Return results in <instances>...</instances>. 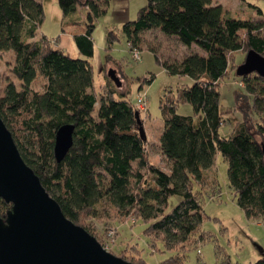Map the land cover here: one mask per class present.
Wrapping results in <instances>:
<instances>
[{
  "label": "trees",
  "instance_id": "1",
  "mask_svg": "<svg viewBox=\"0 0 264 264\" xmlns=\"http://www.w3.org/2000/svg\"><path fill=\"white\" fill-rule=\"evenodd\" d=\"M56 1L62 15L74 11L77 5L85 10L84 27L70 30L81 56L70 57L54 47L57 37L50 39L41 34L32 39L43 16L41 0H0V52H12L8 69L17 80H6L0 71V118L22 159L62 213L101 242L110 226L104 227L99 239L88 224L94 215L102 219L107 205H112L124 218L130 216L132 222L135 218L147 222L143 232L150 245L160 238L166 249L183 248L204 217L192 183L202 178V170L219 153L226 162L227 182L235 203L246 217L264 221V75L252 71L263 84L259 89L247 82L250 72L239 76L245 81L244 91L235 90L234 94L236 100H243L236 106L242 109L244 119L236 122L227 135L218 132L223 122L219 79L225 75L234 51L245 54L253 48L264 56L263 22L225 16L221 4L211 0H145L133 20L122 22V32L131 46H138L141 31L157 27L183 44H197L203 51L166 61L152 49L165 72L191 79L189 85L179 86L176 99L159 101L163 126L157 145L169 162L163 170L150 160L146 138L143 140L138 132L134 110L139 116L145 109H138L126 99L124 89L117 88L120 83L113 84L107 70L113 69L117 78L121 76L109 65L108 54L99 68L104 88L93 86L90 33L93 20L104 13L108 0ZM112 38L113 33L108 31L106 48ZM38 76L42 79L40 90L31 86ZM151 78L150 74L143 79ZM178 101L188 102L201 116L194 121L189 114L175 112ZM250 109L257 112L255 121L247 117ZM65 122L74 125L72 143L56 161L52 154L54 131ZM18 130L31 134L30 147L18 139ZM171 195L179 198L165 211ZM9 206L0 198L1 217ZM203 236V232L198 234ZM118 256L144 264L138 257ZM182 262L176 254L157 264ZM247 264H264V256Z\"/></svg>",
  "mask_w": 264,
  "mask_h": 264
},
{
  "label": "rangeland",
  "instance_id": "2",
  "mask_svg": "<svg viewBox=\"0 0 264 264\" xmlns=\"http://www.w3.org/2000/svg\"><path fill=\"white\" fill-rule=\"evenodd\" d=\"M211 1L221 4L225 16L258 19L264 24V0ZM144 3L145 0H108L104 13L93 20L94 26L90 36L94 52L89 59L92 65L94 89L104 88V78L99 68L104 62L105 55L108 54L109 65L114 66L121 76L118 77L120 84L117 88L124 89L126 99L134 103L136 96L145 97V111L140 112L139 117L143 121L146 134V150L150 160L166 170L169 162L162 158L157 145L163 126L159 101L161 98L176 99L179 86L189 85L191 79L186 75L165 72L161 63L155 59L152 49L159 59L166 61L179 60L187 53L203 51L193 42L189 45L183 44L175 35L165 34L157 27H153L139 33L137 43L139 59L133 60L121 24L125 20H133L138 8ZM41 4L42 20L35 26L32 39L41 34L54 39L62 28L77 30L84 27L85 10L80 6L77 5L74 11L62 15L56 0H41ZM108 31L113 33V38L106 48ZM261 33L264 35V31ZM60 46L63 47V44ZM64 50L66 54L70 53L69 49ZM243 58L244 52L234 51L228 60L225 75L219 79V108L223 111V122L219 125L218 132L221 135H227L236 122L244 119L242 109L236 106L241 105L243 100H236L234 94L235 90L244 91L245 81L235 73L236 65ZM12 61V52L9 50L0 52V71L6 80L17 82L8 69ZM150 74L151 80L144 81L143 78H147ZM253 74L254 72L249 73L247 82L251 87L259 89L263 84ZM112 82L117 85L114 80ZM41 83L42 79L38 76L31 86L40 90ZM175 112L189 114L194 121L201 116V112H195L188 102L178 101ZM92 116L96 119L95 113ZM247 117L255 121L258 115L250 109L247 111ZM247 125H251L248 120ZM18 131V139L30 147L33 144L31 134L27 131ZM201 176L199 182L192 183V190L197 196L204 217L198 226V231L191 234V237L184 242L183 248L166 249L160 238L154 239L153 245H150L149 237L143 232L147 222L135 217L132 222L130 216L124 218L112 205H107V211L102 219L94 215L88 228L100 239L104 227L110 226L109 228L115 230V234L108 251L111 250L110 252L115 255L122 253L126 256L138 257L144 264H157L168 256L176 254L183 261L182 264H247L264 256V221L260 218L246 217L235 203L227 182L226 162L219 153L213 155L211 165L202 170ZM178 198L177 195H171L167 200L165 211H168ZM99 207L100 205H97V209ZM200 232L204 233L203 238L198 237Z\"/></svg>",
  "mask_w": 264,
  "mask_h": 264
},
{
  "label": "water",
  "instance_id": "3",
  "mask_svg": "<svg viewBox=\"0 0 264 264\" xmlns=\"http://www.w3.org/2000/svg\"><path fill=\"white\" fill-rule=\"evenodd\" d=\"M264 75V56L247 49L235 67L240 76ZM108 76L119 84L113 69ZM138 132H145L134 110ZM74 125L61 123L54 131L52 154L59 161L72 143ZM263 159H264V147ZM0 198L9 202L0 216V264H136L105 250L82 226L67 218L38 176L22 159L10 131L0 118Z\"/></svg>",
  "mask_w": 264,
  "mask_h": 264
},
{
  "label": "built area",
  "instance_id": "4",
  "mask_svg": "<svg viewBox=\"0 0 264 264\" xmlns=\"http://www.w3.org/2000/svg\"><path fill=\"white\" fill-rule=\"evenodd\" d=\"M127 46H128L129 51H130L131 58L133 60L139 59V49L135 46H131L129 42H128ZM134 103L138 109H140V110L145 109V97L144 96H141V95L136 96ZM131 220H133V219L131 218ZM113 237H114L113 228H108L105 232L104 238L102 239L103 241L99 242L105 250L108 251V249L111 248V245L113 243Z\"/></svg>",
  "mask_w": 264,
  "mask_h": 264
},
{
  "label": "crops",
  "instance_id": "5",
  "mask_svg": "<svg viewBox=\"0 0 264 264\" xmlns=\"http://www.w3.org/2000/svg\"><path fill=\"white\" fill-rule=\"evenodd\" d=\"M56 37H57L56 40H58L59 42H54L55 43V45H53L54 47L61 48L63 50L69 49L70 53L68 52L67 55H69L70 57H77L80 55L77 47L75 46V43L73 41V38L71 36L69 29L65 30V28H62L61 32L58 33V35ZM60 40H61V42H60ZM60 44H63L64 48L62 46H60ZM64 51H66V50H64ZM93 52L94 51H92V54H93ZM160 155H161V152H160ZM162 158H164V157L162 156Z\"/></svg>",
  "mask_w": 264,
  "mask_h": 264
}]
</instances>
